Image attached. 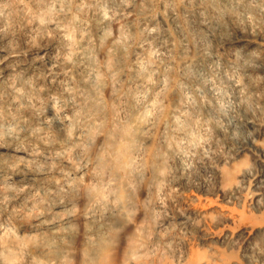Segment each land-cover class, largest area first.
<instances>
[{
	"label": "clouds",
	"instance_id": "1",
	"mask_svg": "<svg viewBox=\"0 0 264 264\" xmlns=\"http://www.w3.org/2000/svg\"><path fill=\"white\" fill-rule=\"evenodd\" d=\"M253 145L264 0H0V264H264Z\"/></svg>",
	"mask_w": 264,
	"mask_h": 264
},
{
	"label": "bare ground",
	"instance_id": "2",
	"mask_svg": "<svg viewBox=\"0 0 264 264\" xmlns=\"http://www.w3.org/2000/svg\"><path fill=\"white\" fill-rule=\"evenodd\" d=\"M206 111V114L208 113V112H210L211 111V109H206L205 110ZM246 151H248V153H249V156L251 157V160L253 161V162H256V163H258L260 160H264V149H261V148H258V147H256V146H251V148H249V149H246ZM238 159H239V157H237ZM218 160H221V158H217ZM179 161H177V163H178ZM221 162H222V160H221ZM242 162V161H241ZM205 163L206 164H208V163H210V162H208V161H205ZM260 167L261 168H264V164H261L260 165ZM214 171V170H213ZM218 175V174H217ZM142 189H143V191L146 193L147 192V186L146 185H144V186H142ZM189 195H192V194H189ZM200 198L201 199H203L204 197L201 195L200 196ZM211 199H213L212 197H209V200H211Z\"/></svg>",
	"mask_w": 264,
	"mask_h": 264
}]
</instances>
